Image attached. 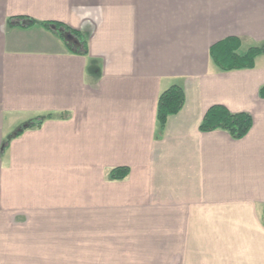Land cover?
<instances>
[{
	"label": "crops",
	"instance_id": "1",
	"mask_svg": "<svg viewBox=\"0 0 264 264\" xmlns=\"http://www.w3.org/2000/svg\"><path fill=\"white\" fill-rule=\"evenodd\" d=\"M15 15L80 30L87 52ZM229 35L264 43V0H0V264H264V49L219 70ZM172 83L184 105L158 135ZM215 103L250 130L200 131Z\"/></svg>",
	"mask_w": 264,
	"mask_h": 264
},
{
	"label": "trees",
	"instance_id": "2",
	"mask_svg": "<svg viewBox=\"0 0 264 264\" xmlns=\"http://www.w3.org/2000/svg\"><path fill=\"white\" fill-rule=\"evenodd\" d=\"M8 20L11 24L16 23L20 25H28L37 22L61 37L71 51L87 52L84 34L80 30L74 29L62 21L36 20L27 15L10 16ZM241 46L242 37L237 35L226 36L210 45L209 57L219 70L253 67L256 57L262 52L261 45L253 44L243 51L241 50ZM258 92L260 96H264V84L259 87ZM184 101V89L178 83H172L160 91L156 106L158 135L163 132L167 118L177 113L183 107ZM46 117H49V115H39L24 122L10 137L4 139L1 149L4 150L6 148L11 137L20 135L26 129L39 127ZM251 126L252 116L248 111H232L223 104L215 103L210 105L204 112L199 122L198 129L200 131L223 129L232 138L237 139L243 137L250 130ZM128 173V166H116L108 170L107 178L123 179ZM262 221L264 223V208Z\"/></svg>",
	"mask_w": 264,
	"mask_h": 264
},
{
	"label": "rangeland",
	"instance_id": "3",
	"mask_svg": "<svg viewBox=\"0 0 264 264\" xmlns=\"http://www.w3.org/2000/svg\"><path fill=\"white\" fill-rule=\"evenodd\" d=\"M262 47H263V49H264V43H262V44H260ZM246 48L244 47V46H241V50L243 51V50H245Z\"/></svg>",
	"mask_w": 264,
	"mask_h": 264
}]
</instances>
